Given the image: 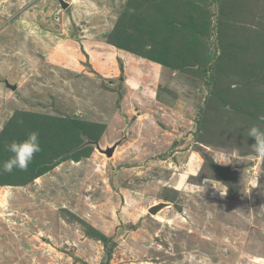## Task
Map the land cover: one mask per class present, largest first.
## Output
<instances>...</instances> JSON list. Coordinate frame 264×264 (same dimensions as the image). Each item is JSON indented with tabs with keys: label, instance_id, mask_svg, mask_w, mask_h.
<instances>
[{
	"label": "rangeland",
	"instance_id": "obj_1",
	"mask_svg": "<svg viewBox=\"0 0 264 264\" xmlns=\"http://www.w3.org/2000/svg\"><path fill=\"white\" fill-rule=\"evenodd\" d=\"M65 1L0 0V163L28 132L41 147L0 174V264H264L247 136L264 114V0ZM177 56L183 70L153 60Z\"/></svg>",
	"mask_w": 264,
	"mask_h": 264
},
{
	"label": "clouds",
	"instance_id": "obj_2",
	"mask_svg": "<svg viewBox=\"0 0 264 264\" xmlns=\"http://www.w3.org/2000/svg\"><path fill=\"white\" fill-rule=\"evenodd\" d=\"M258 123L253 124L247 131V136L254 139L251 145L252 151L259 158H264V114L257 117ZM22 124L23 121H20ZM4 150L11 153L7 160L0 163V174L12 173L14 170L27 171L35 155L41 151L39 133L31 131L26 138L13 139L4 144ZM236 158V151L231 154L221 153L218 164H230ZM226 195V193L221 194Z\"/></svg>",
	"mask_w": 264,
	"mask_h": 264
},
{
	"label": "trees",
	"instance_id": "obj_3",
	"mask_svg": "<svg viewBox=\"0 0 264 264\" xmlns=\"http://www.w3.org/2000/svg\"><path fill=\"white\" fill-rule=\"evenodd\" d=\"M194 24L195 23H193V22L190 21L188 23L187 27L188 28H193L194 27ZM194 32L191 33L190 39L187 40L185 48H187L190 43H194V38H195V35H196V34H194ZM184 52H186V51H183L182 53H184ZM133 53H136V52H133ZM186 54H187V52H186ZM144 55H147V54L146 53L140 54V56H144ZM189 58H190V60L192 59V57L190 56V54H189ZM153 60L156 61L157 63L161 64V65L166 66V67H172L173 68L175 66L176 68L174 67V69H176V70H183L184 69V66H185V63H184L185 60H184V58L183 57H179V56H177L176 61H173L171 64L167 60H156V59H153ZM213 60L214 59H212V58H209L208 59L209 67L203 69V71L205 72V74L208 73L210 71V69L213 70L212 69V65H211L212 62H213ZM191 61L194 63V60L193 59ZM185 70H186V72H190L188 66L185 68ZM26 182H29V179H27ZM100 240L104 243V247H105V249H106V251L108 253V256H110L112 254V249H111V247H109L111 238H108L106 236H101L100 237Z\"/></svg>",
	"mask_w": 264,
	"mask_h": 264
},
{
	"label": "water",
	"instance_id": "obj_4",
	"mask_svg": "<svg viewBox=\"0 0 264 264\" xmlns=\"http://www.w3.org/2000/svg\"><path fill=\"white\" fill-rule=\"evenodd\" d=\"M59 3H60L61 8H62L63 10L68 9L69 6H70V4L67 3L65 0H59ZM5 83H6V86H7L8 88L12 89L13 91L16 90V86H12V85H10L7 81H6ZM120 142H121V140L118 141V142H116V144H114L113 146H111V148L108 150V154H107V155H108L109 158H110V157H113V156L115 155V153H116V151H117L116 148L120 146ZM96 145H98V144H96ZM166 206H168V205H165V204H163V203H160V204L154 205V206L150 207L149 212H150L152 215H156V214H157L162 208H164V207H166Z\"/></svg>",
	"mask_w": 264,
	"mask_h": 264
}]
</instances>
